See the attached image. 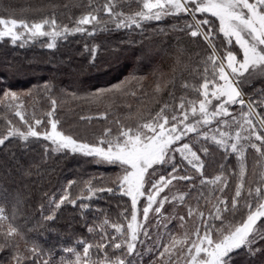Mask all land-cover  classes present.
<instances>
[{"label": "trees", "instance_id": "obj_1", "mask_svg": "<svg viewBox=\"0 0 264 264\" xmlns=\"http://www.w3.org/2000/svg\"><path fill=\"white\" fill-rule=\"evenodd\" d=\"M105 4H109V0H0V18L29 23L55 18L58 30L67 26L72 32L66 38H58L54 49L47 48L50 37L37 38L34 42L22 40L17 45L7 38L0 40V80L3 81L0 89L16 92L23 101L21 104L6 100L0 91V138L8 135L10 129L27 131L28 126L15 115L17 111L30 124L36 119L44 121L36 130L41 133L48 130L47 113L52 99L57 101L52 118L60 121L58 129L91 143H96L106 129H112L115 136L120 125L135 127L149 122L161 109H165L164 115L169 118L180 116L178 106L182 101L185 111L190 112L193 105L198 109L203 99L202 85L205 79L213 78V65L208 60L213 44L222 58L226 51H231L238 60L242 59L241 49L235 43L228 45L226 38L219 34L216 18L207 17L211 24L204 26L206 32L208 27L213 30L215 39L210 38V44L199 36L190 35L192 29L186 26L194 23L192 16L162 15L160 21H143L140 27L117 29L118 20L105 13ZM110 6L123 17L145 11L143 0H111ZM89 13L97 15L99 23L95 27L81 26L86 31L75 33L76 21ZM202 15L196 14V17L202 19ZM246 77V82L240 86L242 94L248 98L245 105L229 106L236 121L244 127L242 116L249 111V104L257 125L259 117L264 116V78L247 74ZM121 81L125 83L117 92L99 97L92 95L96 88ZM45 83L50 85L49 90L45 89ZM215 104L213 101L210 110H214ZM197 119L199 115H189L188 123ZM227 119L230 127L222 130L234 135L237 125L231 117ZM198 128L197 133L189 134L181 143H189L200 155L202 175L177 156L180 171L176 175L192 177L190 181H173V188L184 200H179L180 206L165 203L159 216L151 214L142 227L132 256L127 254L126 248L98 250L106 242L105 233L109 241L113 235H119L114 233L112 224L124 225L127 233L131 200L119 190L121 168L81 154L56 152L55 146L42 137L30 138L27 142L18 135L10 137L0 145V208L9 217L0 227V264H113L117 260H123L124 264H187L186 258L181 260L180 255L186 256V248L197 227L203 233L204 220L213 227L221 226L219 220L213 219L217 201L226 200L230 208L236 186L243 183L237 209L223 213L224 224L236 226L246 218L248 191L264 187V155L246 144L241 157L240 153L230 151L231 141L225 147L202 139L205 132L209 137L216 135L220 139L215 131L217 122ZM251 142L255 141L248 143ZM205 147L208 148L206 155L201 151ZM261 148L264 150V145ZM162 171L169 174L170 166H163ZM217 176L222 180L211 183ZM69 181L74 183L69 185ZM102 188H112L113 192H100ZM65 195L69 200H76V206L67 201L60 205ZM82 204L89 207L81 208ZM144 206L146 202L142 199L138 204L139 218ZM184 207L196 209L190 220ZM49 216L53 219L48 220ZM9 224L17 228V233L6 238L4 233ZM183 229L189 235L187 245L181 250H170L167 244L172 242L171 236ZM145 231L147 235L143 234ZM213 237L217 238L215 233ZM87 245L92 248L86 257L83 248ZM235 264H264V255L246 258L242 250Z\"/></svg>", "mask_w": 264, "mask_h": 264}, {"label": "snow or ice", "instance_id": "obj_2", "mask_svg": "<svg viewBox=\"0 0 264 264\" xmlns=\"http://www.w3.org/2000/svg\"><path fill=\"white\" fill-rule=\"evenodd\" d=\"M104 5V11L109 16H113L118 20L115 25L117 29L128 28L133 25L140 27L143 21H160L163 16L170 14L184 13L192 16L194 23L187 25L192 37H201L205 41L215 39L213 30L208 27V31H202V26H209V19H201L195 21L196 14H210L219 22V34L226 38V43L231 45L235 43L242 50L243 59L238 61L233 52L228 51L226 56L217 57L215 45H212V55L208 57L213 65L212 80L205 79L201 92L203 99L199 101L198 109L192 106L190 112L185 111V104L182 101L179 104L181 115H164L165 109H161L156 117L146 123L137 124L135 127H126L120 125L115 136L112 135V129H106L101 138L96 143L85 142L72 135L66 134L58 129L60 121L54 117L57 107V101L51 100V110L47 113L50 118L47 123L50 125V130L44 133L38 132L36 126L42 125L44 121L36 119L34 124H30L25 120L24 115L17 111L15 115L20 117L28 127L27 131H12L8 135L0 138V145H3L6 140L12 136H19L24 142L30 138H43L50 141L55 146L56 152H70L71 154H81L93 160H98L103 164L118 166L122 169V176L118 178V186L120 193L129 197L131 200V215L127 223V233H125L124 225L112 224L111 227L114 233L111 240L107 234H104L105 243L100 245L99 249L113 247L115 250L126 248L127 254L132 256L135 254L136 243L142 232V225L138 222V202L140 198L146 199V206L143 207L142 215L146 222L150 211L155 212L158 216L163 212L165 203L169 202L168 196L161 197L163 193L174 180L190 181V176H177L180 171L179 165L175 162V155L179 154L180 158L191 166L197 172L203 173V163L200 155L192 149L189 143H180L179 147H175L178 142H181L189 134L197 133L199 125H210L217 122L216 135L209 137L208 133L202 134V139L211 140L216 145L229 146L232 153H240L243 156L245 144L254 149L256 152L264 155L261 145H264V116L259 117V125L254 122L252 105L249 104V111L243 114L242 119L246 127L240 125L235 116L229 111L230 105H239L243 107L245 101L242 98L240 86L246 82L247 76H258L264 78V0H143V9L145 11L137 12L135 16L123 17L122 13L114 11L113 6ZM192 7H189V6ZM123 17V18H122ZM97 15L91 13L83 15L76 21L75 33L86 31L85 27L92 25L95 27L98 24ZM46 27L48 30H45ZM19 29H23L20 32ZM72 34L67 26L63 30L57 29V21L55 18L42 19L39 22L29 23L26 20L5 19L0 18V40L9 39L13 45H17L18 41L25 42L35 41L37 38H51V42L47 43L48 49L57 47L58 38H66ZM94 34V32L92 33ZM23 47V44H20ZM218 66V67H217ZM226 68L230 71H226ZM244 78V79H242ZM0 83H3L0 80ZM125 81H121L115 85H110L106 88L94 89L92 95L99 97L109 92L119 91ZM46 90L50 89V85L45 83ZM211 89V90H210ZM3 92V97L11 102L23 101L16 92L11 90L0 89ZM216 101L214 110L210 107ZM189 115L200 119L194 120L193 123H188ZM231 117L233 123L237 125V130L234 135L229 131L222 129L230 127L229 120ZM81 119H85L81 117ZM120 124L119 121L116 122ZM250 141H255L248 143ZM258 142V143H257ZM203 154L208 153V148L201 149ZM171 162V163H170ZM169 165L170 172L168 176L161 175L159 179L152 182L150 179V170H155L156 167ZM241 180L244 176V165L241 163ZM222 177L217 176L211 183L216 184L221 181ZM208 181H202L206 183ZM72 181H69L71 185ZM150 184V188L146 185ZM224 186L227 187V181H224ZM243 183L236 186L235 195L231 200L229 208L226 200H218L215 207L216 215L214 220H219L221 226L213 227L207 220L203 221V233L198 226L194 238L189 242L187 249L186 260L187 264H235L243 250L246 258H255L257 255H264V187H256L254 192L248 191V202L245 205L247 215L238 225H225L223 216L224 212H234L237 209L238 202L242 197ZM88 191L92 193V188ZM100 192H113L112 188L99 189ZM223 191V188L220 189ZM159 198V199H158ZM179 199L181 202L184 196L172 197L175 201ZM261 201L253 203V201ZM69 202L72 206H76V200H69L68 196H62L60 205ZM60 205H57L58 207ZM155 206V207H154ZM89 205L82 204L81 208H87ZM194 209H188V216L192 217ZM4 209L0 208V227L4 221H8L9 217L4 215ZM203 217V213H200ZM48 220L53 217H47ZM183 221L184 217L181 216ZM107 223V221H105ZM92 231L91 228L88 229ZM17 233V228L9 224L7 231L4 233L6 238ZM213 233L217 238L213 237ZM226 233V234H225ZM147 235V232H143ZM119 240L120 242H115ZM257 245H261L257 247ZM92 248L87 245L83 248V252L87 257ZM167 251V248L165 249ZM71 252V250H69ZM18 259V258H14ZM79 260V256H77ZM113 264H124L123 260H117Z\"/></svg>", "mask_w": 264, "mask_h": 264}, {"label": "rangeland", "instance_id": "obj_3", "mask_svg": "<svg viewBox=\"0 0 264 264\" xmlns=\"http://www.w3.org/2000/svg\"><path fill=\"white\" fill-rule=\"evenodd\" d=\"M190 7V6H189ZM207 17L208 18H212V19H215V18H213V17H211L210 16V14H208V15H206V14H203L202 15V19H207ZM199 20H201V19H198L196 16H195V21H199ZM202 31H205L206 32V30H205V27L204 26H202V29H201ZM19 31L20 32H23L24 30L23 29H19ZM211 41V40H210ZM210 44H211V42H209ZM227 52L228 51H226L225 52V55L227 54ZM241 52H242V50H241ZM217 54V57L218 58H221L222 59V57L221 56H219L218 55V53H216ZM234 54V53H233ZM235 55V54H234ZM236 56V55H235ZM237 57V56H236ZM242 59H243V55H242ZM242 59L241 60H238V58H237V60L238 61H242ZM145 62V61H144ZM226 71H230V70H228L227 68H226ZM241 91V90H240ZM241 94H242V92H241ZM242 98L244 99V101H247V96H245V95H243L242 94ZM50 130V126H49V129L48 130H43L42 131V133H44V132H47V131H49ZM38 132H40L39 130H37ZM180 143L181 142H178L176 145H175V147H179V145H180ZM246 145V144H245ZM177 156H179V154H176L175 155V162L177 161ZM180 157V156H179ZM171 163V162H170ZM166 166H169V165H166ZM150 173H151V176H150V179H151V181L152 182H155L156 180H158L159 179V176H161V175H164V176H168V174H166V173H164L163 171H162V167H156L155 168V170L153 171V170H150ZM122 174H123V172H121V174H120V176H122ZM173 186H174V182L169 186V188H167L163 193H161V197H163V196H168V198H169V202H167V203H174V205H176V206H180L179 204V199H177V200H175V201H173L172 200V197H179V196H183L178 190H176V189H174L173 188ZM146 187L147 188H150V184H147L146 185ZM172 188V189H171ZM142 199H144V198H140L139 199V202L142 200ZM159 199V198H158ZM144 201L147 203V201H146V199H144ZM139 202H138V204H139ZM165 206V205H164ZM155 207V206H154ZM174 208H176V207H174ZM184 208H186V207H184ZM192 209H194L195 211L194 212H196V209L194 208V207H192ZM152 213H154V214H156L155 212H153V211H150V213H149V216H148V218H147V221L145 222L144 221V219H143V215H142V217H138V222L142 225V227L146 224V223H148V221L150 220V218H151V214ZM186 213L188 214V208H186ZM156 216H157V214H156ZM189 220H190V217H189ZM192 221H193V219H192ZM171 237H173L172 238V242L171 243H168L167 245H169L170 244V246H169V249L170 250H174V249H177V250H181L184 246H185V244H186V239H188V237H189V235H187V230L186 229H183L182 230V232H177V230L174 232V234L171 236ZM187 245V244H186ZM188 249V247L186 248V250ZM185 250V251H186ZM186 255H187V251H186ZM180 257H181V260L182 259H184V258H186V256H184V253H182L181 255H180Z\"/></svg>", "mask_w": 264, "mask_h": 264}]
</instances>
